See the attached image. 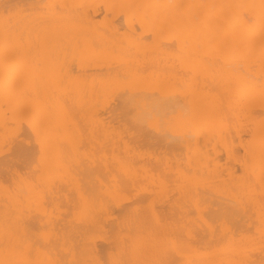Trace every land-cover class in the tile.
Wrapping results in <instances>:
<instances>
[{"label":"bare ground","instance_id":"6f19581e","mask_svg":"<svg viewBox=\"0 0 264 264\" xmlns=\"http://www.w3.org/2000/svg\"><path fill=\"white\" fill-rule=\"evenodd\" d=\"M0 264H264V0H0Z\"/></svg>","mask_w":264,"mask_h":264}]
</instances>
